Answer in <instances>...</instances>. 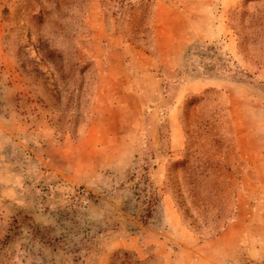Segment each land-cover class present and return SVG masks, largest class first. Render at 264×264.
I'll list each match as a JSON object with an SVG mask.
<instances>
[{
  "label": "rangeland",
  "instance_id": "374dc122",
  "mask_svg": "<svg viewBox=\"0 0 264 264\" xmlns=\"http://www.w3.org/2000/svg\"><path fill=\"white\" fill-rule=\"evenodd\" d=\"M0 264H264V0H0Z\"/></svg>",
  "mask_w": 264,
  "mask_h": 264
}]
</instances>
